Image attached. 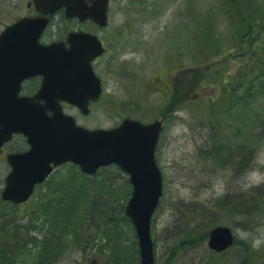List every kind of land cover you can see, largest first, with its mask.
I'll use <instances>...</instances> for the list:
<instances>
[{
  "label": "rangeland",
  "instance_id": "obj_1",
  "mask_svg": "<svg viewBox=\"0 0 264 264\" xmlns=\"http://www.w3.org/2000/svg\"><path fill=\"white\" fill-rule=\"evenodd\" d=\"M29 1L0 0V31L33 11ZM248 4L245 14L257 11L249 31L248 25L243 28L244 16L239 17L226 0H110L109 22L101 33L107 49L97 65L106 92L94 113L80 120L89 127H110L127 116L164 120L157 152L164 191L151 223L157 264H264V139L255 141L253 159H242L236 147L246 143L245 152L249 151L250 130L233 125L228 131H213L205 112L191 105L215 97L214 88L201 81L205 67H217L229 58L228 70L234 74L258 46L254 40L264 19V0H248ZM62 24L57 17L46 39L61 37L68 27ZM214 132L219 142L230 147L231 159L225 158V150L211 156L210 148L218 145ZM111 169L96 177L105 179L103 188L96 189L100 181L65 164L24 204L14 205L0 196V239L17 229L24 236L23 252L35 253L47 236L57 238L65 250L61 264H139L136 230L125 212L132 186L118 169L116 181V170ZM9 170L0 163V194ZM253 191L260 205L252 215L224 208ZM107 194L115 198L105 203ZM257 200L242 208L249 209L248 204ZM191 202L205 206L214 219L195 230L186 229L179 207ZM217 224L232 226L238 238L219 255L203 236L205 232L209 236ZM192 235L197 240L189 239ZM18 260L6 263L33 262L30 256Z\"/></svg>",
  "mask_w": 264,
  "mask_h": 264
},
{
  "label": "water",
  "instance_id": "obj_2",
  "mask_svg": "<svg viewBox=\"0 0 264 264\" xmlns=\"http://www.w3.org/2000/svg\"><path fill=\"white\" fill-rule=\"evenodd\" d=\"M33 2L38 14L22 16L0 33V147L17 132L26 135L31 146L24 153L9 155L12 171L3 199L27 200L37 183L66 162L78 164L90 174L116 164L129 174L133 185L126 213L137 231L140 264H155L151 218L163 194V177L155 157L162 123L125 118L109 130L77 125L63 112L60 100L86 110L89 99L100 94L91 61L103 47L96 36L82 31L70 33V48L65 41H40L49 14L62 7L68 17L81 21L91 18L100 26L106 25L109 0ZM39 74L43 76L40 90L33 96L20 95L23 81ZM233 243L230 227L219 225L211 230L210 248L223 251Z\"/></svg>",
  "mask_w": 264,
  "mask_h": 264
},
{
  "label": "trees",
  "instance_id": "obj_3",
  "mask_svg": "<svg viewBox=\"0 0 264 264\" xmlns=\"http://www.w3.org/2000/svg\"><path fill=\"white\" fill-rule=\"evenodd\" d=\"M226 1H228L229 4L233 6V9H236V14H240L239 17L244 16L242 22L243 28L246 29V25H248V31L251 30L257 11H251L247 14L244 13V10L247 9L246 6H249L248 0ZM246 16H248V18ZM57 17H59V20L61 21V23H63L62 25H68L69 22H67L68 20L66 19L63 10L59 11ZM68 29V27H64L62 29L63 33L60 35H65ZM259 32V38L254 40L256 41L255 45L258 44V46L251 49L248 61L243 64L240 63L236 68L234 74H231L228 70L230 62L229 58H226L220 63H217V67H210L209 69L205 67L203 69L201 81L208 82V84L214 88V92H212V94H215V97H209L207 100L203 99L202 101H200V103H198V101L195 103L191 102V105H195L192 107H196L197 110L205 112V114L207 115L206 119L210 121L209 123H211L213 131H216L218 128L226 129V131H228V128L233 125L238 126V130H242V126L244 130H250V136L252 138L248 146L249 151L245 152L246 146L244 144L246 143L240 145L241 147H236L239 148L238 155L242 159H253L254 152L258 148V146H256L258 142L255 143V141L260 140L259 138H261L262 140L264 139V136L260 137V135L264 133V19L259 26ZM204 51L208 55L213 54L212 50L204 49ZM215 134L218 133L214 132L213 136H215ZM254 134H256V136H252ZM215 141L218 143V145L215 147V149L213 148V151L212 148H210L212 153L211 156L215 157V152L218 153L219 151L222 152L223 150H225L223 153L225 154V158L231 159L232 152L229 153L231 151L230 147L224 145L221 140L219 142L216 136ZM114 169L116 170L114 174H116L117 181V168ZM111 170V167L101 168L96 176L84 175L79 170L78 172L84 176H88L91 179L95 178L94 180H96L97 182L100 181L98 183L99 185H96V189H98L103 188L102 186H104L103 182L105 179L100 178L98 180V178L96 177H100L101 175L103 177L108 172H112ZM114 174L112 176H115ZM78 178L81 179L80 177ZM81 184L84 185V181H81ZM91 188L93 187L91 186ZM111 196L112 195L107 194L108 200L104 202H110L111 198H115V196ZM254 198L256 200L258 199L255 191L248 193V195H245L242 199L238 197L231 202H227L224 205V208L237 209L238 211L240 210V212H238L239 215H252L253 212L256 211V206L260 205L258 200L255 205L248 204L249 209H245L242 207L244 206V204L247 205L248 202L253 203V201H256L254 200ZM259 200L261 199L259 198ZM90 201L91 200H88L87 202L90 203ZM95 203L96 202L93 201L92 204ZM93 208L95 207L91 205L88 209L92 210ZM179 209L183 215L182 218L186 223V229L189 227H193V229L195 230L201 227V225L206 224L214 219L213 213H208L206 207L203 205L198 206L197 204L195 205L191 202L190 205L179 207ZM98 216L101 215L99 214ZM65 227L66 225L62 228L64 229ZM5 228L6 226H2V229ZM201 229L202 228L198 229V231L200 232ZM15 231H17V233H4L3 239H0V264H7L6 261H13L14 259H17V262H19L20 260H18V257L21 256H30V258L33 259L32 264H61L65 260V250L63 248V244L60 241L56 240L57 238H55L54 240H50V236H47L46 239L43 240H47V242L42 245V249L38 252H23V250H25L22 243L24 240V236H22L17 229H15ZM203 236H205L204 238L206 240L208 237L207 232H205ZM189 239L197 240V236L192 235V237H189ZM237 242L238 238H236L235 244ZM5 245H7L9 248ZM213 252L212 254H214ZM19 254L21 255L18 256ZM216 254L219 255L221 253ZM20 264H22V261L20 262Z\"/></svg>",
  "mask_w": 264,
  "mask_h": 264
},
{
  "label": "flooded vegetation",
  "instance_id": "obj_4",
  "mask_svg": "<svg viewBox=\"0 0 264 264\" xmlns=\"http://www.w3.org/2000/svg\"><path fill=\"white\" fill-rule=\"evenodd\" d=\"M71 21L75 22V24L73 25L75 28L73 30H75V29L76 30H85L87 32L97 34L99 36V39L103 42L104 46L106 47L105 40L101 34L105 28H100L97 24H95L92 21H86L85 23H79V22L77 23L76 19H72ZM102 56L103 55L98 56L92 61L93 69L95 70L97 76L100 78L101 83H102V92H101L100 97L97 100L89 101V104H88L89 111L88 112L83 111V109L78 104L68 102V101L62 102V106H63L64 111L66 113L72 115L76 119L77 123L80 125H83V126H87V125L82 123L80 119L81 118H83V119L87 118L89 115L94 113L95 107L104 98V95L106 92L105 82L97 71L98 70L97 65L100 64V62L102 60ZM42 81H43V77L41 75H37V76H33V77L28 78L22 84L21 94L26 95V96H32V95L36 94L42 86V83H43ZM115 126H117V124L110 126V127H115ZM87 127H89V126H87ZM91 128H97V127H91ZM28 148H29V144L27 142L26 136H24L23 134H20V133H15L12 136V138L8 142H6L2 146V148L0 149V163L3 162L6 165H8L10 168V164L8 163L9 162V160H8L9 154L23 152V151L28 150Z\"/></svg>",
  "mask_w": 264,
  "mask_h": 264
},
{
  "label": "bare ground",
  "instance_id": "obj_5",
  "mask_svg": "<svg viewBox=\"0 0 264 264\" xmlns=\"http://www.w3.org/2000/svg\"><path fill=\"white\" fill-rule=\"evenodd\" d=\"M137 252H138V259L141 260V253H140V250L138 249Z\"/></svg>",
  "mask_w": 264,
  "mask_h": 264
}]
</instances>
